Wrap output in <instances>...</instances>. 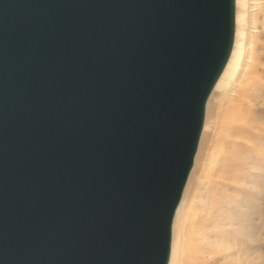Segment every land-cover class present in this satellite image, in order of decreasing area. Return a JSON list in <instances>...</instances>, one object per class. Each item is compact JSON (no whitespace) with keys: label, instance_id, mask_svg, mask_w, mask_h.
Returning <instances> with one entry per match:
<instances>
[{"label":"water","instance_id":"95a60500","mask_svg":"<svg viewBox=\"0 0 264 264\" xmlns=\"http://www.w3.org/2000/svg\"><path fill=\"white\" fill-rule=\"evenodd\" d=\"M235 0H0V264H168Z\"/></svg>","mask_w":264,"mask_h":264},{"label":"rangeland","instance_id":"374dc122","mask_svg":"<svg viewBox=\"0 0 264 264\" xmlns=\"http://www.w3.org/2000/svg\"><path fill=\"white\" fill-rule=\"evenodd\" d=\"M169 263L264 264V0H236L232 52L206 103Z\"/></svg>","mask_w":264,"mask_h":264},{"label":"bare ground","instance_id":"6f19581e","mask_svg":"<svg viewBox=\"0 0 264 264\" xmlns=\"http://www.w3.org/2000/svg\"><path fill=\"white\" fill-rule=\"evenodd\" d=\"M235 4H236V0L234 1V35H235ZM239 4V3H238ZM241 5V4H240ZM245 7V6H244ZM241 18H243V17H241ZM236 22H237V18H236ZM233 42H234V38H233ZM232 48H233V44H232ZM232 48H231V52H232ZM231 52H230V55H231ZM230 55H229V57H230ZM229 57H228V59H227V62H228V60H229ZM227 62L225 63V65H224V68H223V70H222V72H221V74L223 73V71H224V69H225V67H226V65H227ZM221 74L219 75V77H218V79H217V81L219 80V78L221 77ZM217 81L215 82V85H216V83H217ZM215 85H214V87H215ZM213 87V88H214ZM213 90V89H212ZM212 92V91H211ZM242 92L240 91V93H238V96H240L239 97V99H235V101H234V103H236L238 100H240L241 99V97H242ZM206 108V107H205ZM203 129V128H202ZM202 132V131H201ZM201 137V136H200ZM200 140V139H199ZM199 145V144H198ZM185 188V187H184ZM183 194V193H182ZM182 197V196H181ZM181 200V199H180ZM180 203V202H179ZM179 205V204H178ZM178 207V206H177ZM176 211H177V209H176ZM176 211H175V213H176ZM173 224V223H172ZM170 254H171V250H170ZM169 259H170V256H169ZM168 264H170L169 263V261H168Z\"/></svg>","mask_w":264,"mask_h":264}]
</instances>
